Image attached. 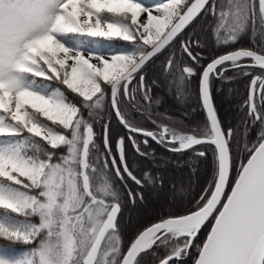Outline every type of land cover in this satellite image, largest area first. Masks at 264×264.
<instances>
[{
    "label": "trees",
    "instance_id": "obj_1",
    "mask_svg": "<svg viewBox=\"0 0 264 264\" xmlns=\"http://www.w3.org/2000/svg\"><path fill=\"white\" fill-rule=\"evenodd\" d=\"M189 2H181L171 21ZM98 12L125 22L132 31L131 36L90 34L71 29H63L62 33L82 45L108 43L137 56L151 45L133 31L128 11L98 8ZM5 13L0 7L1 26ZM237 47L253 49L264 55V8L260 10L255 0H208L179 32L134 72L127 82L126 93H123L121 83L117 85L114 104L124 123L149 131L157 139H161L160 125L173 134L210 136L198 96V77L208 60ZM41 54L45 60L33 56L41 73L20 69L24 80L30 81L32 86L47 84L57 88L63 100L75 110L70 123L64 125L59 119L28 104L23 105L34 119L61 134L62 138L53 144L12 120L6 110H0L3 119L11 122L14 128L10 132H0V136L7 138L10 147L22 157L45 162L35 183L15 170L7 176L0 175L1 184L19 190L26 198V203L12 208L0 206V264H24L29 250L39 244V233L30 238L26 234L39 221L35 205L44 198L40 180L48 165L57 166L72 176L78 191L84 182L87 194H83L82 204L87 199L103 201L106 206L112 201L118 204L114 228L104 234L92 264L101 260L104 244L109 247V252L102 264H119L128 245L146 225L166 216L190 212L205 201L215 178L214 148L210 143L196 142L180 151L165 150L145 135L126 130L117 122L111 109L109 85L112 79L102 80L91 72L98 88L85 97L63 81L62 67L49 51H41ZM247 59L240 57L224 61L215 67V74L209 73L207 77L210 100L229 155L223 197L241 164L264 134V68L228 66ZM221 67L224 68L217 75ZM248 69L250 74L244 73ZM251 75H256L257 79L252 86V107L248 109ZM75 123L76 126L72 127ZM86 125L90 127L91 137L84 155L80 156L76 149L71 150V146L81 144V130ZM117 142L127 168L139 180L138 184L121 171L114 173L109 156L117 159ZM148 150L150 154L145 153ZM173 190L176 193L172 194ZM159 195L162 199L159 198L157 204ZM212 217L202 223L179 257H170L163 264H191ZM181 242L182 236L175 235L174 231L164 232L140 249L131 264H156ZM73 261L81 264L80 253Z\"/></svg>",
    "mask_w": 264,
    "mask_h": 264
},
{
    "label": "rangeland",
    "instance_id": "obj_2",
    "mask_svg": "<svg viewBox=\"0 0 264 264\" xmlns=\"http://www.w3.org/2000/svg\"><path fill=\"white\" fill-rule=\"evenodd\" d=\"M182 1L0 0V7L6 12L2 26L0 23V110H6L12 120L20 122L25 129L47 142H58L61 134L34 119L23 105L28 104L49 117L59 119L64 125L70 123L74 106L64 101L55 87L47 84L32 86L30 81L24 80L20 69L41 73L33 56L44 59L41 51H49L62 67L63 81L88 97L98 88L91 72L102 80H111L124 71L137 55L125 53L108 43L82 45L65 36L62 30L130 37L132 31L125 22L99 13L98 8L128 11L133 31L141 40L152 43L172 22ZM250 90L252 92V86ZM2 115L0 113V132L12 131V123L4 120ZM75 126L76 123L72 125ZM71 147V150L79 152L81 144L77 147L72 144ZM44 164L22 157L10 147L7 138L0 136V175L7 176L15 170L35 183ZM40 182L44 198L35 205L39 221L26 234L30 238L39 233V244L29 250L24 264H74L77 253H80L81 260L86 254L108 206L95 199H87L82 204L83 194H87L84 182L78 191L74 178L57 166L48 165ZM159 198L162 199V195L156 197L157 204L160 203ZM23 203H26L25 195L0 183V206L12 208ZM108 252L109 247L104 244L98 264L105 261Z\"/></svg>",
    "mask_w": 264,
    "mask_h": 264
},
{
    "label": "water",
    "instance_id": "obj_3",
    "mask_svg": "<svg viewBox=\"0 0 264 264\" xmlns=\"http://www.w3.org/2000/svg\"><path fill=\"white\" fill-rule=\"evenodd\" d=\"M158 1V0H157ZM208 0H190L177 17L164 29L161 35L119 75L112 79L109 85V101L112 112L117 122L126 130L143 134L157 144L164 146L149 131L132 128L126 125L114 104V93L119 83L126 93V85L131 74L144 63L150 56L167 43L179 32L205 5ZM240 57L250 59L248 62L233 63L230 66L248 65L264 68V55L256 50L246 47H237L208 60L201 69L198 77V96L205 118L210 129V136H203L188 142V146L196 142L210 143L215 152L216 172L212 187L205 201L196 209L175 216H166L156 220L142 228L124 251L119 264H131L137 252L148 244V239L141 242V234L146 230L153 231L152 235L158 236L167 231H177L186 234L187 247L202 223L213 215L208 230L199 245L191 264H262L264 259V134L252 148L238 169L227 193L223 197L226 185L229 155L224 133L222 132L215 116L210 100L207 77L209 73L215 74V67L224 61L235 60ZM226 67V66H224ZM219 69L217 75L223 70ZM245 71L244 73H249ZM140 78V75H139ZM255 77H251L248 83V109L252 107L251 84ZM260 85L256 91L259 93ZM105 140V128L102 132ZM90 139V127L83 128L80 156H83ZM119 164L129 176L124 165L120 149V143L116 144ZM184 146L169 148L182 150ZM113 164V163H112ZM138 182L136 179H134ZM223 198V199H222ZM118 212V205L112 202L107 207L106 213L97 227L88 246L81 264H92L96 256L99 244L107 230L114 228V220ZM173 221L175 226H167V221ZM188 231H184V230ZM151 235V236H152ZM168 256L161 258L156 264H163Z\"/></svg>",
    "mask_w": 264,
    "mask_h": 264
},
{
    "label": "flooded vegetation",
    "instance_id": "obj_4",
    "mask_svg": "<svg viewBox=\"0 0 264 264\" xmlns=\"http://www.w3.org/2000/svg\"><path fill=\"white\" fill-rule=\"evenodd\" d=\"M250 2H252L253 0H249ZM256 2H257V5H258V8L260 9V10H263V8H264V0H255ZM248 61H250V59H247V60H245V61H238V62H248ZM238 62H234V63H238ZM233 64V63H232ZM231 64H228V66H230ZM240 66V65H239ZM246 66H248V65H246ZM251 67V66H250ZM253 67V66H252ZM245 71H250L251 72V70H245ZM250 72L249 73H246V74H250ZM134 74V73H133ZM132 74V75H133ZM132 75H131V77H132ZM140 75V74H139ZM255 77V79H257V76L256 75H251V77ZM131 77H130V79H131ZM250 77V78H251ZM140 78H141V75H140ZM140 78H139V81H140ZM129 79V80H130ZM255 79H254V81H255ZM253 81V82H254ZM253 82H252V84H251V86H253ZM258 85H259V83H258ZM122 86V85H121ZM250 89H251V87H250ZM124 93V92H123ZM163 128H164V130L161 132L160 131V126H159V129H158V133H159V135L161 136V139H157L155 136V138L159 141V142H161L164 146H162V145H159V144H157L155 141V143L159 146V147H161L162 149H165V150H171V149H169V148H173V147H177V146H184V148L185 147H187L188 145V142H183V141H181V140H183L187 135H189L190 136V138H193V140L194 139H196V138H199V137H202V136H194V135H191V134H188V133H185V134H173L172 132H168V130L166 129V127L163 125ZM151 134V133H150ZM152 135V134H151ZM90 136H91V130H90ZM153 136V135H152ZM118 143V142H117ZM116 143V144H117ZM115 147H116V145H115ZM183 148V149H184ZM120 149H121V147H120ZM171 151H176V150H171ZM178 151H180V150H178ZM121 153H122V151H121ZM146 154H150V150H148L147 152H145ZM116 156H117V147H116ZM122 157H123V155H122ZM109 160H110V164H111V167H112V169H113V171H114V173L115 174H119V171H121V172H123L128 178H130V179H132L135 183H139V180L137 179V178H135V177H133V175L130 173V171L128 170V168H127V165H126V163H125V161H124V159H123V162H124V165H125V167L127 168V170H128V172L130 173V175L131 176H129L128 174H126L125 172H124V170L122 169V167H121V165L119 164V161H118V158L116 159V160H114L111 156H109ZM113 163V164H112ZM134 179H136L138 182H136ZM112 202H115V201H112ZM111 202V203H112ZM118 205V204H117ZM109 206V205H108ZM107 210V209H106ZM105 213H106V211H105ZM105 215V214H104ZM104 217V216H103ZM185 232L186 231H188L187 229L186 230H184ZM175 232V235H178L179 233H177V231H174ZM157 233H155L153 236H152V238H151V240L148 242V243H150L154 238H156L155 237V235H156ZM180 236H182V242L180 243V244H178L175 248H174V250L170 253V254H168L169 255V258L170 257H173V258H176V257H179L181 254V251H182V249H186L187 247H185V242H186V239H187V235L186 234H179ZM159 236V235H158ZM195 236V235H194ZM192 241V240H191ZM168 255H166V256H168ZM168 258V259H169ZM167 259V260H168ZM166 260V261H167Z\"/></svg>",
    "mask_w": 264,
    "mask_h": 264
},
{
    "label": "bare ground",
    "instance_id": "obj_5",
    "mask_svg": "<svg viewBox=\"0 0 264 264\" xmlns=\"http://www.w3.org/2000/svg\"><path fill=\"white\" fill-rule=\"evenodd\" d=\"M142 64H143V63H142ZM142 64H141V65H142ZM141 65H140V66H141ZM140 66H139V67H140ZM138 69H139V68H138ZM138 69H137V70H138ZM137 70H136V71H137ZM136 71H134V72H136ZM134 72H133V73H134ZM133 73H132V74H133ZM132 74H131V75H132ZM90 137H91V136H90ZM166 225H167V226H168V225H169V226H175V223H174L173 221L170 220V221H167ZM152 233H153V231H151V230H146V231H144V232L141 234V242L144 243L145 241H147V240L151 237Z\"/></svg>",
    "mask_w": 264,
    "mask_h": 264
},
{
    "label": "built area",
    "instance_id": "obj_6",
    "mask_svg": "<svg viewBox=\"0 0 264 264\" xmlns=\"http://www.w3.org/2000/svg\"><path fill=\"white\" fill-rule=\"evenodd\" d=\"M164 130V128H163V126H160V131L162 132ZM193 140V138H190V136L189 135H187L183 140H181V141H183V142H190V141H192Z\"/></svg>",
    "mask_w": 264,
    "mask_h": 264
}]
</instances>
